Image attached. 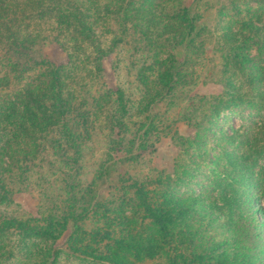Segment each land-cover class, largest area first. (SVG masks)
I'll return each instance as SVG.
<instances>
[{
  "label": "rangeland",
  "instance_id": "374dc122",
  "mask_svg": "<svg viewBox=\"0 0 264 264\" xmlns=\"http://www.w3.org/2000/svg\"><path fill=\"white\" fill-rule=\"evenodd\" d=\"M191 3L198 41L191 46L189 66L170 83L165 66L170 65L171 54L177 52L175 44L182 31L178 27L185 20L179 21V16ZM171 5L168 14L181 12V15L175 14L172 19L164 17L160 27L158 23L154 27L150 17L139 19L140 29L135 33L141 30L151 33L150 41L142 45L138 44L141 35L134 34L127 21L118 28L112 19L114 14L103 12V4L87 5L92 19L101 21L97 32L103 50L109 52L115 46L110 57L103 61V79L94 72L93 62L86 61L90 54L93 59L98 58L95 45L69 41L68 54L51 45H45L47 48L40 56L34 53L33 58L46 62L44 67L48 69L28 66L26 76L30 79H26V84L32 89L47 84L41 90L54 92V87H48L54 84V73L48 79L39 76L44 70L54 72L55 65L67 64L78 80L70 81V76L64 91L76 88L79 102L84 103L82 94L88 92L83 85H87L89 124L80 123L70 133L62 125L64 140L58 137L62 146L41 142L47 147L40 151V157L25 162L19 158L13 172L4 174L3 168L15 166V158H0L3 172L0 175V264H40L49 254H57L51 257L50 264H98L87 256V260L77 259L72 252L82 240V234L73 237L72 219L86 206L85 202L91 206L78 223L81 232L85 229L88 233L100 225L99 220L104 219V210L110 203L117 205L114 210L130 215L142 205L141 196L148 193L159 197L161 206L167 204L166 194L173 196L165 208L171 224L183 220L188 210L189 218L179 224H185L188 229L199 224L196 232L218 241L232 231L237 232V240L241 239L239 235L244 237L247 220L252 216L251 205L264 224V183L258 186L254 181L264 171V155L259 153L264 144V129L256 128L264 120V111L257 107L261 104L259 97L257 104L249 106L254 99L252 87L239 70L235 68L227 73V62L231 59L229 43H233L230 35L251 37L253 33L247 24L264 25V0H172ZM170 24L177 26L171 29ZM68 55L80 61L69 64ZM79 76L85 80H79ZM78 82L82 87H78ZM108 88L122 90V107L115 102L116 94L110 103L109 99L103 101L106 93L111 92ZM238 93L243 95L234 97ZM247 93L251 97H246ZM157 94L161 95L156 97ZM153 97L157 102L149 106ZM147 126L150 131L142 140ZM24 140L18 136L15 145L20 146ZM26 144L31 150L36 147L28 139ZM252 158L258 162H252ZM104 166H111L109 176L102 175ZM4 190L10 194H4ZM232 200L243 202L246 207L239 209L238 202L234 205ZM98 203L104 208L98 210ZM239 211H244L243 224L238 222ZM139 216L140 223L155 231L143 214ZM200 216L206 220L201 222ZM14 219L52 231L55 239L46 235L34 237L33 228L25 235L18 227L19 222L12 224ZM3 227L8 231L2 233ZM262 230L264 233V225ZM115 232L119 228L112 230ZM96 246L99 248L98 243ZM103 246L106 243L100 242L102 251ZM250 247L257 261L259 254L264 258V248L260 251L256 245L254 250L253 245ZM154 263L157 260L146 264Z\"/></svg>",
  "mask_w": 264,
  "mask_h": 264
},
{
  "label": "trees",
  "instance_id": "16d2710c",
  "mask_svg": "<svg viewBox=\"0 0 264 264\" xmlns=\"http://www.w3.org/2000/svg\"><path fill=\"white\" fill-rule=\"evenodd\" d=\"M96 2L103 4L102 10L105 14H108V12L114 14L112 19L118 28L127 21L129 29L133 30L134 34L141 35L139 45L149 42V35L151 34L150 32L142 33L143 30H141V33H135L140 29L139 19L145 20V18L150 17L151 21L154 22V27H156L155 23H158V27H160L164 24V17L172 19L175 14L181 15V12L168 14L172 7V0H0V65L2 66V70L0 69V158L7 157L10 160L15 158V166L10 165V167L3 168L4 174L13 172L16 169V164L21 160L19 158L24 159L25 162L31 158L32 161L36 156L40 157V151L47 147L42 145L41 142L50 143L52 146H55V144L59 147L62 146L63 143L58 139L60 137L64 140L62 125L70 133L72 130H77V127L81 125L80 123L89 124V111H86L89 96L87 95L89 90H86L87 85H83L85 92H88L82 94L84 103L79 102V96L75 92L76 88L69 89L67 92L64 91L65 84L67 85L70 76V81L78 80L75 78L77 74L73 70L72 72L66 66L67 64L55 65L56 70H53L54 72L44 70V73L39 76L48 79L49 75L51 76L54 73V84H48V87L56 89L54 92H49L47 89L41 90L47 84L32 89L30 84H26L28 83L26 79H30L26 76V71H28L30 65H34V68L45 66L46 62L33 58L35 57L34 53H38V56L41 55L43 49L47 48L45 45H51V48L58 47L60 51L68 54V43L74 41L90 44V46L95 45L99 59L97 56L93 59L90 54L86 57V61L93 62L94 72H98L103 79L102 75L105 71L103 61L105 58L110 57L115 46L113 45L112 50L106 52L101 46V41L99 42L100 37L97 29H99L101 21L92 19L86 8L89 3L94 5ZM177 5H180V3ZM192 5L191 3L183 8L182 15L179 16V21L184 18L185 20L183 25L178 27L182 31L179 34L178 42L175 44L177 52L171 54L170 65L165 66V63L162 64L167 69V78L170 79V83L180 77L185 66H189L191 48L198 41L195 35V26L192 22L194 17L190 11ZM176 26L170 24L171 29H175ZM246 27L250 28L253 36L230 35L233 37V43H229L231 59H229V63L227 62L229 65L227 73H232V69L235 68L239 70L245 81L252 87L254 99L249 103V106L257 104L256 97H259L261 104L257 107H261L260 109L264 111V25L251 23L247 24ZM117 37H115V41H117ZM158 38L160 37L158 36ZM38 45L39 47L35 51ZM42 59L49 61L46 58ZM68 60L69 64L80 61L79 58L72 57V55H68ZM81 64L85 66L86 62H81ZM50 65L53 64L50 63ZM44 68L48 69L47 66ZM78 78L79 80H85L84 77L80 78L79 76ZM78 83L79 87L80 82ZM24 84L25 86H22ZM81 90H78V93ZM108 90H111V92L106 93L103 101L109 99L110 103L114 94H116L115 102L119 108L122 107L124 103L122 90L119 88L116 90L108 88ZM249 93L245 96L248 97ZM16 94L19 98H16ZM243 94H234V97ZM159 95L161 94H157L156 97ZM156 97L150 100L149 106L157 102ZM98 105L100 106V103ZM151 116L154 115L151 114ZM148 123L151 124V119L148 120ZM256 126L258 130L262 131L264 120ZM148 131H150L149 126L146 127V132L142 134V140L146 137ZM15 132L19 133V139H25L20 146L15 145V140L18 137ZM35 133H37L36 137ZM48 136L55 139L48 140ZM26 139L36 144L35 149L28 148ZM259 153L264 155V144ZM252 162L257 163L258 161L256 158H252ZM111 166L101 168L102 175L109 176ZM19 170L23 171V168ZM2 173L0 171V175ZM263 176L264 171L262 170V177L254 179L258 186L264 183ZM3 193L10 194L9 191L5 190ZM165 197L167 200L166 205H168L173 196L168 193ZM141 198L142 205L130 215L123 212V210H114L113 207L117 205L110 203L109 207L104 210V219L99 220L100 225H94L95 228L90 229L93 230L92 233H88L85 229L81 232L78 223L88 213V206H91L90 203L85 202L86 206L82 208L78 215L75 214L72 219L73 237L82 234V240L78 241V244L72 249V252L76 253L77 259L87 260V257H90L98 264H146L150 260H157V264H264V258L261 257L263 254H259L260 262L257 261L256 254L252 253L250 247V245H253L254 250V245H256L260 251L264 248V233L262 230L264 224L260 223L255 214L256 209L252 205L249 206L252 216L247 220V233L244 237L239 235L243 241L238 242L241 239L237 240L236 231L230 232L227 238L218 241L207 236V234H201V231L197 230L196 232L195 230L199 224L193 229H188L185 224H179L189 218L188 210H186L183 220L179 219L178 224H175V221L174 224H171L170 215L165 211L167 206L158 204L159 197L148 193L142 195ZM237 202L232 200L234 205ZM237 206L239 209L246 207L243 202H238ZM96 208L101 210L104 207L98 203ZM177 209L181 211V208L178 207ZM239 212L241 215L238 222L243 224V221H245L243 218L244 211ZM139 214H143L150 221L155 231L148 230L144 224L140 223ZM200 220L204 222L206 220L205 216H200ZM17 222H19L18 227L25 235H28V230L33 228L32 235L34 237L46 235L55 239L54 232L39 225L28 226L21 224L18 219L12 220V224ZM115 227L119 228V232L112 233ZM3 228L5 230H1L2 233L8 231L6 227ZM84 239L85 241H83ZM94 242L98 243L99 248L96 246L97 243ZM100 242L106 243V246H103L104 251L100 248ZM111 245H113L112 248ZM54 255L57 254H49L39 263L50 264L51 257H54Z\"/></svg>",
  "mask_w": 264,
  "mask_h": 264
}]
</instances>
